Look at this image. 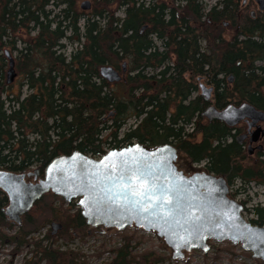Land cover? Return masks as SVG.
Instances as JSON below:
<instances>
[{
	"label": "trees",
	"instance_id": "16d2710c",
	"mask_svg": "<svg viewBox=\"0 0 264 264\" xmlns=\"http://www.w3.org/2000/svg\"><path fill=\"white\" fill-rule=\"evenodd\" d=\"M53 1L52 5L51 0H0V169L25 172L35 167L43 172L59 156L78 152L100 157L134 141L148 148L172 146L190 164L203 163L208 173L225 176L228 186L241 179L243 185L253 182L264 187V161L243 166L241 149L233 141L226 143L230 134L226 125L213 120L195 131V114L201 115L209 103L185 104L195 88L181 78L183 73L201 76L212 85L217 109L247 103L264 112V11L257 10L252 17L246 13L250 2L242 6L243 0H218L207 12L203 0H181L177 6L113 0L124 12L119 19L108 3L85 17L78 13V0ZM49 6L64 7L53 14ZM224 25L230 31L228 40ZM67 44L75 47L65 56ZM6 46L16 52L14 68L20 82L15 91V82L6 83L7 59L1 51ZM121 63L126 64V73L118 82L100 76L102 67L118 71ZM149 69L155 71L153 76L146 72ZM24 88L27 94L22 96ZM130 119L137 124L119 138ZM187 127L192 133L185 131ZM197 132L200 141L195 140ZM47 197L63 202L48 193L35 206ZM5 203L0 194L3 225ZM47 211L51 219H58L51 207ZM252 213L250 223L264 227V208L256 206ZM64 215L65 230L84 233L88 228L79 209L71 217L69 211ZM29 216L30 212L18 232ZM155 237L168 256L137 255L126 238L106 264L188 260L190 252L175 260ZM0 240L13 246V254L31 244L27 233L19 240L16 235ZM43 244V240L32 244L33 264H76L74 258L68 260L69 253Z\"/></svg>",
	"mask_w": 264,
	"mask_h": 264
},
{
	"label": "water",
	"instance_id": "95a60500",
	"mask_svg": "<svg viewBox=\"0 0 264 264\" xmlns=\"http://www.w3.org/2000/svg\"><path fill=\"white\" fill-rule=\"evenodd\" d=\"M254 1L258 11L263 12L264 0ZM89 7V1L81 4L83 10ZM250 15L254 17V12ZM4 55L8 62L6 83L9 85L16 78L14 58L7 50ZM122 72H125V65ZM100 76L109 83L120 80L118 73L108 66L100 69ZM199 87L203 100L209 103L211 89L204 85ZM202 117L227 127L244 119L251 125L264 122V113L247 103L229 104L222 109L208 104ZM260 134L263 132L258 129L252 136L257 138ZM178 157L169 145L157 148L132 145L110 150L100 159L73 152L51 161L43 178L34 186L24 185L23 177L0 172V188L11 198L8 214L17 224H20L22 214L50 192L65 203L77 200L80 215L91 229L103 227L121 231L133 226L155 234L175 260H181L184 252L200 250L206 253L208 242L215 241L240 245L252 259L264 264V227L254 226L243 218L244 206L229 197L228 185L222 177L202 174L188 178L175 164ZM38 172L35 169L28 176L37 177ZM133 173H143L148 179H137ZM122 176L125 179L131 177L134 187L141 183L155 187L156 192L150 193L151 201L133 196L132 188L121 179ZM164 200L171 204H164ZM51 228V234L55 235L61 225L53 223Z\"/></svg>",
	"mask_w": 264,
	"mask_h": 264
},
{
	"label": "rangeland",
	"instance_id": "374dc122",
	"mask_svg": "<svg viewBox=\"0 0 264 264\" xmlns=\"http://www.w3.org/2000/svg\"><path fill=\"white\" fill-rule=\"evenodd\" d=\"M89 1L91 4V9L86 12H82L85 17H89L94 12H99L105 8V4H109L110 10L113 11V15L115 18H123L124 12L119 4L113 0H78L77 7L79 10V6L82 2ZM139 2L148 3H156V4H166L170 6L172 3L174 6L182 5L181 0H138ZM218 0H203V4L206 6L205 12L209 10L211 6H214ZM105 3V4H104ZM246 9V13H251L252 10H256V6L253 2L248 4ZM48 9L53 10V14L58 13V9L53 6H49ZM80 11V10H79ZM80 29L83 26L82 19L78 23ZM225 39L228 40L230 37V31L228 29V25L223 26ZM69 34V33H68ZM20 38L25 39V36H21ZM17 37V39H20ZM152 41L157 45V47L161 46L160 42H156L152 37ZM6 40V39H3ZM63 43H67L64 41ZM204 46V45H203ZM75 46H70L67 44L64 49V55L68 56L71 52L72 48ZM9 50L13 58L16 56V52H14L9 47H2L1 51ZM7 62V60H6ZM123 63L118 66V71L121 72V67ZM8 70V62L5 68V74ZM148 74L152 73L150 70H146ZM16 73V72H15ZM190 83L197 87V92L193 95L199 96L200 90L198 88V82L195 77L188 78ZM15 84L13 86V90L15 91L18 87V83L20 80L16 75ZM202 84H204L208 89L211 90V101L209 104L214 105L215 98V90H213V86L208 84L206 81L202 80ZM22 96L27 94L25 88L22 90ZM233 103L232 105H234ZM264 113V112H263ZM206 119L202 117V125L207 123ZM137 124L135 119L128 120L122 129L119 132V138L123 136L124 133L133 129ZM264 128V124H262ZM190 133V128L187 127L186 130ZM105 135V134H104ZM200 137L195 136V140L199 141ZM134 144V141H133ZM264 147V144H263ZM180 154V153H179ZM243 155L245 159L243 160V166H250L255 161L252 158L247 157L246 150H244ZM181 156V154H180ZM98 159L99 157H94ZM260 161H264L260 160ZM203 167V163L200 164ZM38 169V168H36ZM35 170V167H31L28 171L31 173ZM233 195L231 194V198L240 202L241 204L245 201L244 212L242 213L243 218L246 221L252 220L253 213L252 210L256 206L264 208V187L254 185L253 182L243 185L239 180H235L233 183ZM70 203L62 202L61 200L52 199L51 197L44 198L42 202L35 206L32 211H30V219L27 221V224H23L22 231L18 232L19 226L14 224H9L5 218L4 221L6 224H0V231L2 235H16L17 240L22 239L23 234L27 233V240L31 243L28 247L19 248V252H15L13 254L14 248L12 245L7 244L0 240V264H33L35 261V246H32L33 243L43 240V245H49L52 249L62 252L69 253L70 257L68 260L74 258L76 264H106L112 258V250L116 249L123 244L126 238L131 239L132 245L134 248V253L137 255L146 254V253H155L157 255L164 256L166 253L162 249V243H160L155 235L145 233L142 229L135 230L133 228H125L122 232L115 231H107L103 228H86L84 233L72 231V229L65 230V212L69 211L70 217L74 215L77 211L78 207L76 202ZM76 205V206H75ZM51 207L56 214L58 219L53 220L50 218L47 211V208ZM31 220V222H30ZM59 224L62 225L61 229L55 234L52 235L51 224ZM9 224V225H8ZM11 225V226H10ZM64 231V232H63ZM63 232V233H61ZM32 241V242H31ZM209 249L206 253H203L200 250H193L190 252V256L185 262L175 263L172 260H165L161 264H263L259 260H255L251 258V254L249 252L241 249L239 245L232 246L229 242L217 243L215 241L208 242ZM168 256V254L166 253ZM44 264V263H41Z\"/></svg>",
	"mask_w": 264,
	"mask_h": 264
},
{
	"label": "flooded vegetation",
	"instance_id": "af4514ba",
	"mask_svg": "<svg viewBox=\"0 0 264 264\" xmlns=\"http://www.w3.org/2000/svg\"><path fill=\"white\" fill-rule=\"evenodd\" d=\"M54 1L51 0V4L53 3ZM247 3L248 2H253L256 6V10H252L251 12H254V14L257 12V4L255 3L254 0H247L246 1ZM83 3V2H82ZM81 3V4H82ZM53 5V4H52ZM245 4H242V6H244ZM248 5V4H247ZM64 7V6H63ZM63 7L59 8V7H56L59 11V9H62ZM91 9V4H90V7L89 9L87 10H83L81 9V5L79 6V10H78V7H77V10H78V13L80 15H83L82 12H86V11H89ZM250 14V13H249ZM80 22V21H79ZM83 22V20H82ZM154 38V37H153ZM156 42H158L156 40V38H154ZM155 46H157L155 44ZM172 66H174V63H175V60L172 59ZM150 71H152V73H150L149 75L153 76L155 74V71L154 70H151L149 69ZM117 71V70H116ZM118 72V71H117ZM126 73V70L125 72ZM121 70V72H118V74L120 76H123L124 74ZM169 77V75H167V78ZM181 78L182 80H184L185 83H189L192 87L191 88H195L188 96V98L184 101L185 104H189L191 102H198V101H203V98L201 96V92H200V95L199 96H193L196 92H197V87L195 85H193L192 83H190L189 79L188 78H191L190 75H187L186 73H183L181 75ZM195 79H197L196 81L198 82V88L200 90V85H204L202 84V77L201 76H195ZM168 83V82H167ZM212 90V88H210ZM211 101V100H210ZM179 103V101L177 102ZM208 106V105H207ZM193 121L195 122V131L198 129H200V127L202 126V113L200 115V113H196L195 114V118L193 119ZM212 122V121H211ZM207 123H210V122H207ZM262 124H264V122L262 123H258V124H255V125H251V122L247 119H244V120H241L239 122H237L234 126L232 127H228V129L230 130V134L228 136V138L226 139V143L230 144L232 141L234 142V144L239 147L242 151V153H244V150H246V154H247V157L249 158H252L254 159V163L252 165H255L257 164L258 162H261L260 160H263L264 159V147H263V144H264V128L262 127ZM260 130L263 132V135H259L257 138H254V136H252V133L255 132L256 130ZM192 128L190 129V133H192ZM200 137L199 141L201 140L202 138V135H201V132H197L196 133V137ZM256 139V140H254ZM261 147V148H259ZM244 156V155H243ZM244 159H245V156H244ZM175 164L178 166V169L188 178H194L196 177L197 175H202V174H211V175H214L216 176L215 174L213 173H208L207 170H205L206 168L203 166L201 167L200 163L199 164H190L186 159H182L181 157H178L175 161ZM39 170V173H38V176L37 177H34L32 175H29L31 173V171H25V172H13V171H7V170H4V169H0V172L2 173H7L9 175H12V176H16V177H23L21 178L22 179V183L24 185H27V186H34L36 185L42 178H43V172L40 171V169L38 168ZM219 177H222L224 179V181L226 182L227 184V180L225 178V176H219ZM235 180H239L240 182L241 179H235ZM234 180V181H235ZM233 181V183H234ZM233 183L228 186V189H229V196L232 194L233 195ZM0 194L5 197L6 199V203L5 205L1 208V213H3V216L5 218V220L9 223V224H14V225H19L17 224L13 218L10 217V215L8 214V211H9V208H11V204H12V201H11V198L10 196L8 195V193H6L3 189L0 188ZM47 195V194H45ZM45 195H43L42 197H44ZM42 197L39 199L41 200ZM38 200V201H39ZM36 201L32 208L36 205V203L38 202ZM15 202V201H14ZM31 208V209H32ZM31 209L22 214L20 216V225H22V222L24 221V217L26 216V214H28Z\"/></svg>",
	"mask_w": 264,
	"mask_h": 264
},
{
	"label": "snow or ice",
	"instance_id": "6c2138e0",
	"mask_svg": "<svg viewBox=\"0 0 264 264\" xmlns=\"http://www.w3.org/2000/svg\"><path fill=\"white\" fill-rule=\"evenodd\" d=\"M133 175L136 176L137 179H143V180H147L148 179V177L147 176H144L143 173H140L139 175H137L136 173H133ZM121 179L122 180H125V182L129 183L130 188H132V195L133 196H137L138 195V196H141L142 198H145V199L151 201V195H150V193H153L154 194L156 192L155 187L149 188L147 186V184H144V183H141L140 185L134 187L131 184V179H132L131 177L125 179L122 176ZM137 188H139L140 190L137 191ZM163 203L164 204H171V201L164 200ZM149 207H152L151 203H149ZM145 210H147V209H145ZM170 211H171V209H170Z\"/></svg>",
	"mask_w": 264,
	"mask_h": 264
},
{
	"label": "bare ground",
	"instance_id": "6f19581e",
	"mask_svg": "<svg viewBox=\"0 0 264 264\" xmlns=\"http://www.w3.org/2000/svg\"><path fill=\"white\" fill-rule=\"evenodd\" d=\"M123 65H125V70H126V64L125 63H123ZM123 65H122V67H123ZM122 67H121V70H122ZM115 70V69H114ZM116 71V70H115ZM117 72V71H116ZM118 73V72H117ZM119 75V74H118ZM119 77H120V79H121V77L122 76H120L119 75ZM113 83H115V82H113ZM205 86V85H204ZM132 145H140V144H138V143H136V142H134V144L132 143L131 145H126V146H124V147H121V148H119V149H122V148H127V147H129V146H132ZM141 146H143V145H141ZM144 147H146V146H144ZM160 147V146H159ZM172 147V146H171ZM148 148V147H147ZM155 148H157V147H155ZM172 148H174V147H172ZM175 149V148H174ZM110 150H113V149H110ZM176 150V149H175ZM109 151V150H108ZM107 152V151H106ZM176 152H177V154L180 156V154H179V152L176 150ZM106 154V153H105ZM86 156V155H85ZM104 156V155H103ZM91 157V156H90ZM102 156H100L98 159H100ZM94 158V157H93ZM54 160V159H53ZM52 160V161H53ZM47 167V166H46ZM45 167V168H46ZM45 168H44V170H45ZM36 169V168H35ZM39 171V170H38ZM39 173V172H38ZM43 173H44V171H43ZM33 176V175H32ZM50 193V192H49ZM48 194V193H47ZM236 201V200H235ZM240 203V202H239ZM243 212H244V210H243ZM20 218V217H19ZM250 222V221H249ZM20 223H21V221H20ZM53 224V223H52ZM51 224V225H52ZM17 226H19V228L21 227V225L19 224V225H17ZM52 229V228H51ZM231 244V243H230ZM232 245V244H231ZM232 246H237V245H232ZM240 246V245H239ZM241 247V246H240ZM242 249V248H241ZM245 251V250H244ZM247 252V251H246ZM252 258V257H251ZM255 260H258V259H255ZM260 261V260H259Z\"/></svg>",
	"mask_w": 264,
	"mask_h": 264
}]
</instances>
